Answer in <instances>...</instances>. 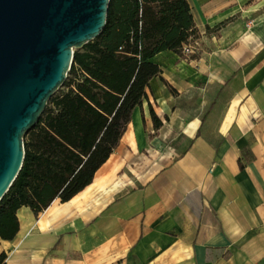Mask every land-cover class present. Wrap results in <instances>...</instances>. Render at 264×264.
Instances as JSON below:
<instances>
[{
  "label": "crops",
  "instance_id": "0c3cea01",
  "mask_svg": "<svg viewBox=\"0 0 264 264\" xmlns=\"http://www.w3.org/2000/svg\"><path fill=\"white\" fill-rule=\"evenodd\" d=\"M188 3L196 56L152 57L92 182L37 216L20 207L3 264H264V0Z\"/></svg>",
  "mask_w": 264,
  "mask_h": 264
},
{
  "label": "trees",
  "instance_id": "16d2710c",
  "mask_svg": "<svg viewBox=\"0 0 264 264\" xmlns=\"http://www.w3.org/2000/svg\"><path fill=\"white\" fill-rule=\"evenodd\" d=\"M196 39L188 0H110L102 32L74 50L64 83L23 136L21 169L0 200L1 240L18 232L20 207L37 216L92 182L160 71L152 57L171 50L193 58L183 46ZM151 117L158 128L161 120Z\"/></svg>",
  "mask_w": 264,
  "mask_h": 264
},
{
  "label": "water",
  "instance_id": "95a60500",
  "mask_svg": "<svg viewBox=\"0 0 264 264\" xmlns=\"http://www.w3.org/2000/svg\"><path fill=\"white\" fill-rule=\"evenodd\" d=\"M110 0H0V200L18 175L23 136L64 83L75 49L97 37Z\"/></svg>",
  "mask_w": 264,
  "mask_h": 264
},
{
  "label": "built area",
  "instance_id": "2783aa9c",
  "mask_svg": "<svg viewBox=\"0 0 264 264\" xmlns=\"http://www.w3.org/2000/svg\"><path fill=\"white\" fill-rule=\"evenodd\" d=\"M197 47H198L197 40L189 42L188 44L183 46V53L186 55L194 53L196 51Z\"/></svg>",
  "mask_w": 264,
  "mask_h": 264
}]
</instances>
